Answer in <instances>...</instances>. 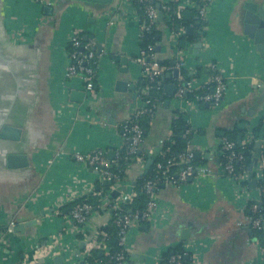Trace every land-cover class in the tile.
Masks as SVG:
<instances>
[{"label":"crops","instance_id":"0c3cea01","mask_svg":"<svg viewBox=\"0 0 264 264\" xmlns=\"http://www.w3.org/2000/svg\"><path fill=\"white\" fill-rule=\"evenodd\" d=\"M156 1L159 6L170 2ZM263 1L212 0L203 20L192 12L185 20L188 25L181 26L177 45L186 64L182 86L189 83L191 90H202L214 72L226 87L220 104L211 106L176 98L177 78L172 72L160 78L163 92L139 152L151 156L164 146L177 112L192 129L194 177L179 186L157 187L152 199L158 207L152 219L132 224L126 233L125 264H164L165 254L177 247L186 250L194 264H264L262 237L251 226L249 209L258 192L235 186L225 176L220 159L228 132L253 130L264 123V92L257 87L264 84V60L242 33L241 24L244 3ZM48 6H53L51 27L45 24L49 19L44 7L34 0H1L0 5L12 39L35 42L23 62L20 90L0 70V129L4 124L21 129L18 143L0 139V264H40L39 260L54 264L58 255L63 264L80 259L83 238L91 240L109 223L110 209L95 208L78 227L67 212L74 202L111 195L114 189L103 186L97 174L76 162L73 154L106 150L111 160L115 150L126 148L120 127L145 107L143 97L148 93L147 79L134 61L144 22L132 0H112L104 11L98 4L75 0H51ZM156 29V58L171 64L175 49L170 34L165 27ZM76 33L82 40L87 38L83 41L92 45L97 56L92 95L84 91L80 77H68L69 38ZM181 41L186 49L179 47ZM198 42L201 48L189 53L187 49ZM72 92L85 95L73 102ZM239 137L242 141L240 134L237 143ZM5 148L27 156L29 166L7 169ZM197 152L200 157L195 159ZM145 164L126 169L116 189L118 197L110 196L113 201L131 198L137 179L148 173ZM13 220L36 224L23 234H7ZM185 230L189 237L180 241ZM99 256L105 255L99 250Z\"/></svg>","mask_w":264,"mask_h":264},{"label":"built area","instance_id":"2783aa9c","mask_svg":"<svg viewBox=\"0 0 264 264\" xmlns=\"http://www.w3.org/2000/svg\"><path fill=\"white\" fill-rule=\"evenodd\" d=\"M212 0H170V2L160 4L159 9L156 8L154 0H138L144 10V19L142 24V32L149 31L151 28L157 26L158 12H162L164 27L170 34L171 44L175 49V65L168 66L159 62L156 59L155 47L153 45H147L144 49H140L138 56L134 59L135 63L141 69L142 74L150 83L159 85L160 78L167 72L177 70V84L175 96L178 99H183L186 92H192L189 83L182 86L180 82L183 80V73L185 70V61L182 52L178 48V39L180 37L179 32L173 29L176 22L183 18L184 12H190L196 14L198 18L203 20L205 11ZM40 6H46L50 0H34ZM173 5V8H172ZM179 31L181 29L180 26ZM70 49L68 51L69 65L67 68L68 77L78 76L81 78L84 84V91L88 95L94 94L95 91V76L97 68V56L91 49L92 45L84 43L79 34H72L69 38ZM213 86L211 91L202 96H197L194 99L202 103H207L211 106H218L223 98L225 91V82L223 78L214 73L211 79ZM150 87H146V93ZM145 107L136 111L133 118L121 125V136L124 140L126 148H119L114 151V156L110 160L107 158L106 150H97L92 153L86 154H73V158L76 162L84 164L91 168L103 181L110 182L112 191H115L122 185L123 177L127 168L134 164H143L145 160L138 156L140 151V145L143 141V130L140 126V117L143 115L152 116L155 111V102L143 98ZM186 121V119H185ZM187 122V121H186ZM188 124V123H187ZM252 138V130L247 129L243 138L244 142ZM257 141V138L255 139ZM171 134L167 137L164 144L165 149L161 152V161H157L154 165L155 179L145 182L143 190L148 195V200L145 209L138 213H124L122 206L128 205L132 199L136 196L134 193L128 200H115L109 202L110 193L95 195L100 198L101 204L97 207L105 206L110 209V221L117 229L116 241L120 250L116 254H111L108 234L100 231L91 240L83 238L84 250L78 260H69L65 264H88L87 260L91 258L92 251H101L107 258L106 264H125V237L126 233L132 224L137 222L147 223L152 219L154 212L157 210V203L152 199V194L157 190L158 182L161 184H168L173 186H179L185 184L194 177V165L193 158L194 152L190 149V145L187 149L177 155L171 154L169 145L171 144ZM261 148H264V137L260 140ZM221 165L225 176L230 179L235 186L243 187V182L247 181L248 170H237L235 163L241 164L244 161V157L234 151V142L227 138L222 139L221 151H220ZM180 165V169L177 172H172L171 167L174 165ZM264 155L258 156V162L256 167L252 171V178L257 180L264 179ZM246 188V186H245ZM258 192V199L250 206V212L252 214L251 226L254 230L260 231L264 229V215L260 216L261 204L264 202V186L256 189ZM88 197H86L87 199ZM112 199V198H111ZM107 200V201H106ZM96 208V207H95ZM88 201L81 200L74 202L67 212L68 219L78 226L83 225L92 214L95 209ZM15 226V223L11 221L5 230L7 234H11V229ZM106 226V225H105ZM104 226V227H105ZM103 228V227H102ZM101 229V228H100ZM46 254H44L45 256ZM186 250L173 252L171 255L164 257L162 261L166 264H194V261L186 257ZM94 264H99L95 261Z\"/></svg>","mask_w":264,"mask_h":264},{"label":"water","instance_id":"95a60500","mask_svg":"<svg viewBox=\"0 0 264 264\" xmlns=\"http://www.w3.org/2000/svg\"><path fill=\"white\" fill-rule=\"evenodd\" d=\"M75 1L86 2L89 5L98 4L101 8H103L106 4H109L112 2V0H75ZM0 5H1V0H0ZM67 5H68V2L65 3V6ZM42 7H44L43 14L47 16V18L49 19L48 22H46L45 24L49 23L51 27L52 25L51 16L53 12V6L46 5ZM159 7H160L159 4H157L156 8L159 9ZM104 9L105 8H103L102 10L104 11ZM242 10H243V14L241 16L242 33L244 34V36H246L248 39H250L253 42L259 56L264 60V1L260 4L254 3V2H245ZM190 15H191L190 12H184L183 19L184 20L188 19ZM195 18L197 20L199 19L198 17H195ZM157 23H158L157 28L160 30H163L164 28L163 14L160 11L158 12V15H157ZM175 31L179 32V27H176ZM83 40L86 41L87 38L85 37ZM32 43H35V42H33V40L15 41L12 39L10 26L8 25V20L0 8V70L7 73V74H4L5 78H8V80L11 82L14 81L17 83L18 90H20V87H21L20 80L22 79L23 74H24V72L22 73L23 67H24L23 62L27 59L29 55V50L33 49V48H29L30 44ZM97 46L99 45L97 44ZM201 46H202V43L198 42L192 45V47L188 48L187 50L189 53H191L192 51L196 53V50L201 48ZM179 47L181 49H186V42L184 41L179 42ZM154 51L156 54V49ZM169 65L174 66L175 61L171 62V64ZM172 74L174 77L177 78L178 72L176 69L172 71ZM257 87H258L259 92H262V93L264 92V84L260 83V85L258 84ZM84 95L85 93L79 94L77 92H72L71 100L73 102H80L81 101L80 99L84 97ZM220 135L222 136V134ZM263 137H264V123L258 135L259 140H262ZM0 139L7 140L9 142L18 143L21 139V129L18 127L9 125V124H4L0 129ZM240 139L241 138L239 137L238 143H240L241 141ZM256 145H257V148L255 151L254 158L248 168V178H247V181L249 183V188L252 190L256 188V181L252 178V171L256 167L257 162H258L260 142H257ZM5 149L6 150L2 152V155L5 156V166L7 169L18 170V169H25L29 166L30 163H29L27 156H25L24 154L20 152L16 153L12 151V149H9V148H5ZM199 157H200V153L198 152L195 153V159H198ZM151 164H152V159L149 158L144 166V170L148 171ZM110 184L111 183L108 181H103L102 183L103 186H108ZM111 196L113 198H117L118 192L116 190L113 191L111 193ZM13 222L15 223V226L11 229V234H16V233L23 234L26 232V228H29L36 224V221L34 220L29 221V222L28 221L18 222L16 220H13ZM188 233L189 232L185 230L182 233L183 235L181 236L180 241H186L189 237ZM184 234H186V236H184ZM113 242L114 240H112V243ZM82 243H83L82 246L84 247V242ZM82 246H79L80 249H83ZM42 262L44 261L39 260L40 264ZM53 262L54 264H63V259L60 255H58L53 258Z\"/></svg>","mask_w":264,"mask_h":264},{"label":"trees","instance_id":"16d2710c","mask_svg":"<svg viewBox=\"0 0 264 264\" xmlns=\"http://www.w3.org/2000/svg\"><path fill=\"white\" fill-rule=\"evenodd\" d=\"M134 6L136 7V9L138 10V13L141 15V21L143 22L144 19V10L142 8V5L138 2V0H132ZM155 4H156V0H154ZM173 8V5H172ZM165 21V19H164ZM163 21V23H164ZM203 22H201L200 24H202ZM188 22H186L183 18L176 22L175 25L173 26V29L176 30L177 26H187ZM157 35H158V31L155 27L151 28L149 31H143L140 35V49H144L147 45H153L155 47V44L157 42ZM183 37V36H182ZM183 39V38H182ZM83 41V40H82ZM84 42V41H83ZM85 43V42H84ZM166 65L169 66V64L167 63ZM214 74V72H213ZM185 75V73H183V76ZM181 84V82H180ZM182 85V84H181ZM146 86H149L150 89L148 91V93L146 95H144L143 98L148 99L150 101H154L157 102L159 101V98L162 95L163 92V87L161 84L156 85L153 83H150L149 81L146 80ZM213 86L212 83H209L207 86H205L202 90H198V91H192V92H186L184 94V99L186 100H190V99H194L197 96H202L204 94H207L211 91V87ZM174 115H172L171 121H170V125H169V130L171 132V144L169 145V149L171 156L173 155H177L179 153L184 152L187 147L190 145L191 143V139L193 136L192 133V129L191 127L187 124V122L185 121L184 116H182L181 114L177 113V112H173ZM152 119V116L150 115H143L140 117V126L143 130V135L146 134L148 128H149V123ZM263 126V123L260 122L253 130H252V138L247 139L245 142L243 140L246 131L244 130H233L231 132H228L226 135V138L232 142H234V151L237 153H240L243 157H244V161L239 164V163H235V167L237 170H245L247 171L252 160L254 157V153L256 151V138H258L259 132L261 130ZM241 134L242 136V141L240 143H237V137ZM165 149L164 146H162L159 151L154 152L151 156L146 155L143 152H139L138 156L142 159H144L146 162L148 161V159L151 157L152 159V164L150 166V168L148 169V173L146 175H144L143 177H140L139 179H137V182L135 183V193L136 196L132 199V201L128 204V205H124L122 206V211L124 213H134V212H142L145 207H146V203L148 200V195L144 192L143 187L146 181L148 180H153L155 179V169H154V165L157 161H161V152ZM260 154L264 155V148L260 147ZM220 159H222V157L220 156ZM193 163H196V161L193 158ZM180 165L176 164L174 166L171 167L172 172H177L180 169ZM263 174H264V170H263ZM253 175V174H252ZM161 182H158V187L160 186ZM242 185H245L247 187H249V183L248 181H245L242 183ZM264 186V179L262 180H257L256 181V188H260ZM86 200L88 201L94 208L98 205L101 204L100 202V198L96 197V196H89L87 199L83 198L82 200ZM113 199L110 198L109 202L111 203ZM81 201V200H80ZM251 205V204H250ZM71 207V206H70ZM260 216L264 215V202L261 204V209H260ZM100 231H103L105 233L108 234L109 237V245H110V251L111 254H116L120 248L118 246V243L116 241V236H117V229L116 227L109 222L105 227L101 228ZM260 236L262 237V243L264 245V237H263V233H264V229L259 231ZM81 239V236H79ZM112 240H114V242L112 243ZM177 251H182L181 247H177L175 248L172 252H168L167 254H165V257L171 255L173 252H177ZM125 257H126V253H125ZM96 262H98L99 264H106L107 258L106 257H101L99 256V251L97 250H93L92 251V255L91 258H89L87 260L88 264H94ZM164 264H166L163 261Z\"/></svg>","mask_w":264,"mask_h":264}]
</instances>
